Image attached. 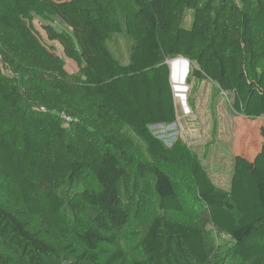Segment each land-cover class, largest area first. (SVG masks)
<instances>
[{"label":"trees","instance_id":"trees-1","mask_svg":"<svg viewBox=\"0 0 264 264\" xmlns=\"http://www.w3.org/2000/svg\"><path fill=\"white\" fill-rule=\"evenodd\" d=\"M176 57L264 116V0H0V264H264V128L229 189L167 145Z\"/></svg>","mask_w":264,"mask_h":264},{"label":"rangeland","instance_id":"rangeland-1","mask_svg":"<svg viewBox=\"0 0 264 264\" xmlns=\"http://www.w3.org/2000/svg\"><path fill=\"white\" fill-rule=\"evenodd\" d=\"M193 18L194 11L190 9L186 13L184 26L191 27ZM53 23L59 29L70 30L58 18L53 19ZM116 39L117 42L111 45L112 49L126 62L129 57V42L123 36ZM56 49L65 60L66 69L70 73L79 72L78 64L67 58L62 49ZM178 58L169 59L168 62L171 69L178 73V76H171V81L179 117L176 124L162 132L160 137L163 140L167 138L169 142L176 136L188 139L213 181L218 186L229 189L234 167V148L244 156H256L263 142L264 116L250 118L238 114L233 106V93L221 90L209 80L197 81L193 78L188 81L190 61ZM139 224L141 223L136 225ZM133 230L134 228L129 229L127 234H132ZM213 235L221 250L233 244L228 235L216 231ZM132 243L131 236L123 238L125 246L129 247ZM130 251V254L134 253V249Z\"/></svg>","mask_w":264,"mask_h":264},{"label":"built area","instance_id":"built-area-1","mask_svg":"<svg viewBox=\"0 0 264 264\" xmlns=\"http://www.w3.org/2000/svg\"><path fill=\"white\" fill-rule=\"evenodd\" d=\"M62 117L64 118V120L66 122H71V121H74L76 120L77 118L75 117H72V116H69V115H66V114H62ZM176 124V121L173 122V123H169V124H155V125H151L150 128L154 131L155 134H157V136L159 138H161V133L162 132H165L166 129H169L172 125ZM178 136L174 137L173 138V141L176 140ZM164 141L166 142L167 145H172L173 141L169 142L168 139H164Z\"/></svg>","mask_w":264,"mask_h":264},{"label":"water","instance_id":"water-1","mask_svg":"<svg viewBox=\"0 0 264 264\" xmlns=\"http://www.w3.org/2000/svg\"><path fill=\"white\" fill-rule=\"evenodd\" d=\"M186 59V58H185ZM188 60V59H187ZM189 61V60H188ZM171 68V67H170ZM174 75V76H178V73L176 72V70L173 68L171 69V76ZM63 264H70V261H65Z\"/></svg>","mask_w":264,"mask_h":264},{"label":"crops","instance_id":"crops-1","mask_svg":"<svg viewBox=\"0 0 264 264\" xmlns=\"http://www.w3.org/2000/svg\"><path fill=\"white\" fill-rule=\"evenodd\" d=\"M261 145H262V143H261ZM234 163H235V159H236V155L237 154H241V152H239V151H237L235 148H234ZM252 157L250 156V159H251Z\"/></svg>","mask_w":264,"mask_h":264},{"label":"clouds","instance_id":"clouds-1","mask_svg":"<svg viewBox=\"0 0 264 264\" xmlns=\"http://www.w3.org/2000/svg\"><path fill=\"white\" fill-rule=\"evenodd\" d=\"M182 58H185V57H179L178 59H182ZM176 60V59H175Z\"/></svg>","mask_w":264,"mask_h":264}]
</instances>
